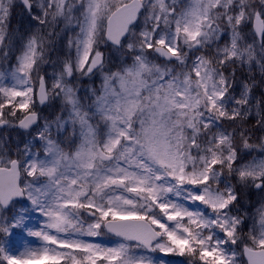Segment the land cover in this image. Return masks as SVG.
<instances>
[{"label":"snow or ice","instance_id":"1","mask_svg":"<svg viewBox=\"0 0 264 264\" xmlns=\"http://www.w3.org/2000/svg\"><path fill=\"white\" fill-rule=\"evenodd\" d=\"M0 69V264H264V0H0Z\"/></svg>","mask_w":264,"mask_h":264},{"label":"rangeland","instance_id":"2","mask_svg":"<svg viewBox=\"0 0 264 264\" xmlns=\"http://www.w3.org/2000/svg\"><path fill=\"white\" fill-rule=\"evenodd\" d=\"M125 2H129V0H125ZM22 16H23V14L20 15V10H19V8H17L15 13H14L13 20H12V25L14 24V22L16 23V25L20 24L21 20H23L22 21L23 28H21V30L28 27L27 21L22 19ZM142 21H143V18L141 17V23H142ZM57 31H59V29H57ZM64 39L66 41L67 36H65ZM115 57H116L115 61H114L115 63H118L120 61V59H122V56L118 53L115 54ZM130 62H131L130 60L125 61V63H130ZM12 63L13 64L15 63L14 58L12 60ZM0 70H2V69H0ZM44 71L51 73L53 71V69L51 67L45 66ZM98 76H99V74H98ZM89 83H91V82L89 81ZM100 84H101V80L99 78H96L94 86L99 87ZM56 103L58 105L59 101H57ZM57 111H59L58 108H57ZM251 199L255 200L256 199L255 195H253ZM255 207H256V205L253 204L252 211L255 210ZM249 224H251V220L249 221ZM245 232H247V229H245ZM115 240H116V238H112V237L110 238L109 236H105V237L99 238V240L97 242H103V243L111 244V243H114ZM39 245H40V241L36 240V238L25 239L23 236H21L19 234L13 238V243L10 244V246H15L18 251H22L25 246L38 247ZM160 255H163V254H160Z\"/></svg>","mask_w":264,"mask_h":264},{"label":"trees","instance_id":"3","mask_svg":"<svg viewBox=\"0 0 264 264\" xmlns=\"http://www.w3.org/2000/svg\"><path fill=\"white\" fill-rule=\"evenodd\" d=\"M22 13L20 12V15H21ZM22 21L23 20H21V22H20V24H17L16 25V23L14 22V24L12 25L13 27H19L20 29L21 28H23V25H22ZM18 22V21H17ZM248 42H250V41H248ZM222 43V42H221ZM241 71H243L244 73H246L247 74V72H248V70H247V68H244V69H242V70H238L237 71V76L239 77L240 76V74H241ZM253 73L257 76V78L259 77V72H258V69H253ZM177 259H182V258H177Z\"/></svg>","mask_w":264,"mask_h":264}]
</instances>
